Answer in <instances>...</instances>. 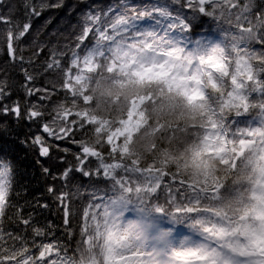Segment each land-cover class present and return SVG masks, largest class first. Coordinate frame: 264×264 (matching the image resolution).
I'll return each instance as SVG.
<instances>
[{
    "label": "snow or ice",
    "instance_id": "snow-or-ice-1",
    "mask_svg": "<svg viewBox=\"0 0 264 264\" xmlns=\"http://www.w3.org/2000/svg\"><path fill=\"white\" fill-rule=\"evenodd\" d=\"M196 21L208 29L195 31ZM30 29V21L15 35L9 29L11 62L24 63L11 40ZM65 48L45 65L60 70L59 89L29 87L28 96L44 94L26 118L43 121L42 102L62 95L31 143L40 157L51 154L46 141L75 146L74 164L61 156L62 171H42L54 181L74 173L90 181L79 240L72 255L63 243H45L51 225L34 226L22 209L21 233L5 232L9 186L0 164V264H264V0L86 6ZM21 70L30 85L34 77ZM8 95L0 87V115L19 119L20 104L3 103ZM48 192L71 240L69 193Z\"/></svg>",
    "mask_w": 264,
    "mask_h": 264
},
{
    "label": "trees",
    "instance_id": "trees-1",
    "mask_svg": "<svg viewBox=\"0 0 264 264\" xmlns=\"http://www.w3.org/2000/svg\"><path fill=\"white\" fill-rule=\"evenodd\" d=\"M119 2L120 0H4L3 6H0V17L8 18L7 23L0 22V87L6 88L10 93L3 103L12 107L18 102L21 108L19 119L12 114L0 115V164L6 166L3 182L9 186V207L5 210L3 227L5 232H11L13 235L21 233L22 226L16 225L15 214L17 210L22 209L20 214L25 218L31 216L34 226L45 228L51 225L52 235L44 239V242H60L67 245L69 255H72L71 250L79 240L81 216L89 203L92 185L78 173L72 174L66 183L59 179L54 181L52 175L44 174L42 171L44 167H48L52 174H57L66 164H74L73 153L76 149L70 142H62L60 149H57L56 142L46 141L51 146V154L49 157L39 156L37 147L31 141L39 134V124L48 120V114L56 104L62 102L63 97L57 92L51 102H42L40 110L45 112L44 120L32 122L26 118L27 110L34 104H40L38 97L44 93L28 96L26 92L29 87L52 89L55 86L59 89L62 81L60 70L45 71L49 54L53 51H65V46L74 43V37L81 29L86 6L94 5L97 9H106L108 6L118 5ZM26 3L35 7L41 14L38 17L28 16ZM56 3H62L63 7L48 6ZM29 21L31 29L23 40H11L16 55H22L24 63L19 60L13 63L7 55L9 29L15 35L18 26ZM195 23L197 32L208 29L207 23L202 26L199 21ZM37 47L44 49L38 56L35 55ZM30 60L32 63H28ZM22 68L27 69L34 77L30 85L25 82ZM77 138H80L79 134ZM64 147L71 151L64 153L62 151ZM61 156L65 157L66 164L60 163ZM50 186L57 190V195L60 191L69 193V208L72 213L70 226L73 232L71 240L66 234L64 213L56 196L48 192ZM98 187L103 188L104 185ZM45 204L47 207H42ZM8 243L11 244V241ZM15 246L19 248V242Z\"/></svg>",
    "mask_w": 264,
    "mask_h": 264
},
{
    "label": "rangeland",
    "instance_id": "rangeland-1",
    "mask_svg": "<svg viewBox=\"0 0 264 264\" xmlns=\"http://www.w3.org/2000/svg\"><path fill=\"white\" fill-rule=\"evenodd\" d=\"M128 215H129V216H131L132 214H131V213H129Z\"/></svg>",
    "mask_w": 264,
    "mask_h": 264
}]
</instances>
